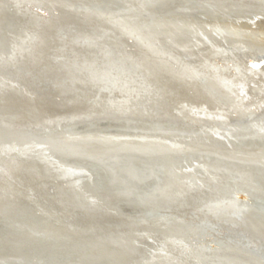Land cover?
I'll list each match as a JSON object with an SVG mask.
<instances>
[{"label":"bare ground","instance_id":"1","mask_svg":"<svg viewBox=\"0 0 264 264\" xmlns=\"http://www.w3.org/2000/svg\"><path fill=\"white\" fill-rule=\"evenodd\" d=\"M104 121L116 131L99 126ZM132 123L148 130L124 132ZM0 128L8 135L0 136V234L4 223H19L27 236L5 260L18 263L27 253L26 264L264 258V235L239 222L244 207L264 206V0H0ZM158 128L162 134L149 136ZM124 145L135 177V157L164 160L163 202L176 199L177 178L195 185L217 167L256 191L203 197L207 179L196 185L199 202L168 206L166 217L148 221L87 212L59 196L80 179L73 166L83 167L65 165V157L109 159ZM158 194L145 209L158 207ZM203 198L213 199L209 210ZM225 206L229 218L220 213ZM30 242L44 253L27 251Z\"/></svg>","mask_w":264,"mask_h":264},{"label":"water","instance_id":"2","mask_svg":"<svg viewBox=\"0 0 264 264\" xmlns=\"http://www.w3.org/2000/svg\"><path fill=\"white\" fill-rule=\"evenodd\" d=\"M80 122L81 121H79L77 123L80 124ZM107 123L108 122L104 121L103 125L99 124V126L106 127ZM110 123H112V122H110ZM133 124L134 123H132V125L130 127H128V125H125L129 129L124 130V132L129 131L127 133H131V131L132 132L133 131L140 132V130H144V129H145V131L148 130V129L146 130V128H141L138 125L133 126ZM67 128L71 129L70 126H67ZM3 130L4 129L0 128V136L8 137V135L5 133V131L3 132ZM64 130H67V129H64ZM113 131H115V130H113ZM151 133H158V135H160L163 133V131H162V129L158 128L157 130L152 129V131L149 132V134H150L149 136H151ZM97 136H99V137H97ZM106 136H108V135H106V134L95 135L94 136L95 139H99V138H101V139L97 140V142H94V138L90 139V140H93V142H90L89 140L88 141H89V143H92V144L98 143L99 141L104 140V138ZM125 137H127V136H125ZM7 140H9V139H7ZM136 140H135V142H139V143H143V141H144L142 139H141V141H139V140L136 141ZM92 144H90V145H92ZM141 145H143V144H141ZM151 145H157V143L154 142ZM103 147L105 148L106 146L103 145ZM124 147L125 148H122V149H119V150L112 152L111 155H113V157L109 158V159H107V158L103 159V157H99V158L97 157V158L89 160V158L84 157L83 159L80 158V160H76L74 156L65 157L64 158L65 159V163H64L65 165H68V164L76 165L77 164L78 166H82L80 163H78V162H81V163H83V167H76L75 168L73 166V170H76L74 173L78 174L80 179H78L76 177L71 178L70 182L67 185L68 187L66 186L61 191H58L59 196L62 199L63 198L65 199V197H66L65 200L68 201L69 204H73L74 206L80 207L82 205H88V204L92 203L93 207L89 208L91 210L88 212L97 213V214L98 213H116L119 215L120 213H123L124 211H129L136 218H141L143 216L142 218H144V219L147 218L146 221H148V219H150V218L152 219V218H156V217H166L165 212H166V208L168 206L169 207L170 206L171 207H178L179 203H181L185 199L187 201H189L190 204H196L197 201L199 202V199L197 197L200 195L199 194L200 191H195V189L198 188V187H196V185L201 186V183H203L207 179H209V180H207V182H204L205 184L203 183L202 187H205V188L207 187L209 191L206 192L205 194H203V197L205 195H208L210 190L214 193V196H216V194L218 192H219V196H221L222 194L226 195L225 192H227V195L230 196V191H233L235 188L249 189L250 191H256V189L252 187L253 182L251 183V181H250L246 185L242 184V186H241V184L238 185L237 183L241 182V180H240V176L237 175L236 172L232 173L228 169H225L222 167L221 168L217 167L216 170H213V172H214L213 175H215V173H217V172H227V175L225 177H223V179L220 180V182L219 181L215 182L216 184L220 185L218 188L213 189L212 188L213 182H210L213 179L212 177L216 178V176L210 175L209 178L207 177V179H205L206 178L205 177V178H202V180H199V179L194 180V183L196 182L195 185L194 184H186L182 180L175 178L176 181H174L172 183H175V182L176 183L171 187V189H172L171 191L175 192L176 199L170 198L173 201L163 202V201H161V200H163V197L161 196V194L162 193L165 194V192H163L164 190L166 191V189H170V188H166L165 178H166V175L169 174L168 173L169 169L164 165V160L155 159V161L153 162V161H148V159L146 160V159L141 158V157H135L133 159V164H134V166L139 168V172H138L137 176L135 177L134 175H131L129 173L128 169L126 168L128 158L126 157V155H124L125 154L124 150L130 146L124 145ZM153 147L156 149L161 148V146H153ZM192 147H194V146H192ZM63 156H64V153H63ZM50 162H54V160L50 159ZM185 163L187 164V162H185ZM95 167H97V169ZM98 169H100V170H98ZM114 169L117 171V175H115V174L113 175L112 171ZM62 175L67 176V173L63 170ZM198 176L201 177V175H198ZM255 178L257 180V182L255 184L257 186L255 184H253V186L255 185V187L257 189H260L259 174H256ZM213 180L215 181L216 179H213ZM207 183H208V186H206ZM75 184H78L79 187L78 186L74 187ZM105 184L107 185L106 187H104ZM104 188H105V190H103ZM160 191H161V193H160ZM169 191H167V192H169ZM158 192H159V194L157 195V197L160 198L159 204H156V205H158V207L156 209H153V210L152 209L150 210V208L145 209V207L148 205L147 203H149V201H150L148 196L157 194ZM167 192H166V194H167ZM196 194H198V195H196ZM75 195L80 196L81 202L75 201V197H74ZM208 198H206L205 200H207ZM207 201L208 202H205L204 198H203L200 205H206L208 207L207 209L209 210V208L211 207L210 202H212L213 199L207 200ZM227 205L230 206L229 204H227ZM133 210H134V212H136V214L137 213L138 214L137 215H135V213L133 214ZM145 210H147V211L145 212ZM227 211H228L227 206H225V207H223V209L220 213H223L227 218H229V216L231 217L232 215L228 216ZM252 211H254V213H253L254 216L252 219H249L248 216L250 213H252ZM262 214H264L263 203H258L257 205H254V204L250 205L249 204L248 206L243 208L242 218L240 217L239 222L245 228L250 229L252 233L255 232V229H257V230H259V232L261 234L264 235V220H263L264 218H262ZM243 217H245V218H243ZM248 219L250 221H248ZM253 224L255 225V229H253V227H252ZM2 229H3L2 230L3 234H0V256H2L1 257L2 261H0L1 262L0 264H5V262L3 261L4 255H6L7 253H14V250H12V249L16 248V246H18L20 243L24 242V241L20 242L21 237H22V239H23V237L25 239V238H27V236L25 235L26 234V231H25L26 228L23 229V227L20 226L19 223H15V226H13L11 229H10V226L8 225V223H4ZM256 233H258V232H256ZM19 238H20V240H19ZM20 245H22V244H20ZM36 245L37 244L32 245V243L30 242V245H28L29 248H27V251H29V250L41 251V247L36 246ZM43 246H42V249H46ZM31 251H30V253H31ZM42 252L43 251H41V253ZM28 254L29 253H27V255ZM242 254L244 256L243 255L235 256L232 259L233 261L236 260L237 262L234 261V262H230V263L231 264H237V263H239V264L240 263L241 264H264V258L255 256L254 253H249V254L254 255L255 257H250V256L248 257V256H245L246 254H244V253H242ZM27 255H26V257H27ZM55 255L58 256L57 253ZM232 256L233 255H231V257ZM241 258H243V260H240ZM46 259H47V261L48 260L49 261L46 262ZM46 259H44L42 261L43 264H54L52 259L51 260H50V258H46ZM250 259H252L253 262H250ZM61 263H62L61 259H58V261H56L55 264H61ZM226 264H229V263L226 262Z\"/></svg>","mask_w":264,"mask_h":264},{"label":"rangeland","instance_id":"3","mask_svg":"<svg viewBox=\"0 0 264 264\" xmlns=\"http://www.w3.org/2000/svg\"><path fill=\"white\" fill-rule=\"evenodd\" d=\"M114 123H107L106 124V127L108 128V127H115V125H113ZM113 130H115L116 131V127L114 128V129H112V130H110V131H113ZM109 133V132H108ZM128 134H136L135 132L133 133L132 131H131V133H128ZM132 136H134V135H132ZM132 136H130V137H132ZM128 137V136H127ZM227 175V172H217V173H215V176H216V182H220V180H222L223 179V177H225ZM66 185H63L62 187H65ZM243 190H245V189H243ZM230 194H232V192L230 193ZM93 204L91 203V204H88V207L89 208H91V207H93L92 206ZM193 204H191L190 205V203H189V201H187L186 199L184 200V201H182L181 203H179V205H178V207H173V209L175 210V208H176V210L180 207H186V206H192ZM86 210H87V208H86ZM91 210V209H90ZM89 209L87 210V212L88 211H90ZM254 212V211H253ZM84 213H86V211H84ZM125 215H127V216H129V215H131V212H129V211H124L123 212ZM242 225V224H241ZM200 233V232H199ZM200 234H197V235H195L197 238H199L200 236H199ZM186 239L187 240H190V238L188 239L187 237H186ZM201 245H202V243H201ZM31 255V254H30ZM30 255L28 254L27 255V258L26 259H30ZM21 260V261H19L18 263H14V262H11V261H8V260H3L4 262H5V264H26L27 263V261L28 260ZM32 260L34 261V262H36V258L35 259H33L32 258ZM32 261V262H33ZM42 262H40L39 264H41Z\"/></svg>","mask_w":264,"mask_h":264}]
</instances>
